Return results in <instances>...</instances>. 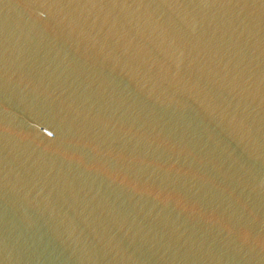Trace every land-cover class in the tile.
<instances>
[{
  "label": "water",
  "instance_id": "1",
  "mask_svg": "<svg viewBox=\"0 0 264 264\" xmlns=\"http://www.w3.org/2000/svg\"><path fill=\"white\" fill-rule=\"evenodd\" d=\"M0 264H264V0H0Z\"/></svg>",
  "mask_w": 264,
  "mask_h": 264
}]
</instances>
